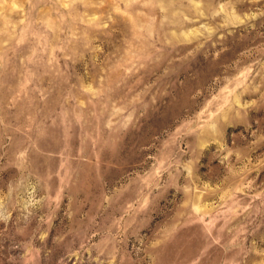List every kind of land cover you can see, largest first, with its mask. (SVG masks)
Wrapping results in <instances>:
<instances>
[{
  "label": "rangeland",
  "instance_id": "1",
  "mask_svg": "<svg viewBox=\"0 0 264 264\" xmlns=\"http://www.w3.org/2000/svg\"><path fill=\"white\" fill-rule=\"evenodd\" d=\"M0 264H264V0H0Z\"/></svg>",
  "mask_w": 264,
  "mask_h": 264
}]
</instances>
